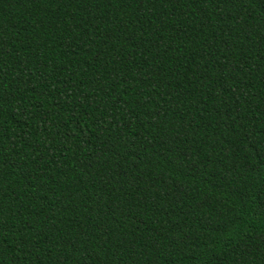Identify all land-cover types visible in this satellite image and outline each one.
<instances>
[{"label": "trees", "instance_id": "obj_1", "mask_svg": "<svg viewBox=\"0 0 264 264\" xmlns=\"http://www.w3.org/2000/svg\"><path fill=\"white\" fill-rule=\"evenodd\" d=\"M0 264H264V0H0Z\"/></svg>", "mask_w": 264, "mask_h": 264}]
</instances>
